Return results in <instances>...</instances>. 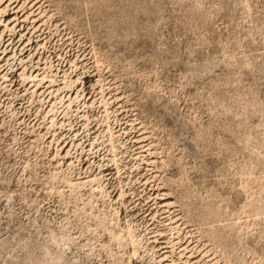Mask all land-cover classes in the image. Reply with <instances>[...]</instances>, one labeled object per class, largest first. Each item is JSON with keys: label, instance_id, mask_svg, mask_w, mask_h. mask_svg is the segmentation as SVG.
<instances>
[{"label": "rangeland", "instance_id": "rangeland-1", "mask_svg": "<svg viewBox=\"0 0 264 264\" xmlns=\"http://www.w3.org/2000/svg\"><path fill=\"white\" fill-rule=\"evenodd\" d=\"M0 264H264V0H0Z\"/></svg>", "mask_w": 264, "mask_h": 264}]
</instances>
